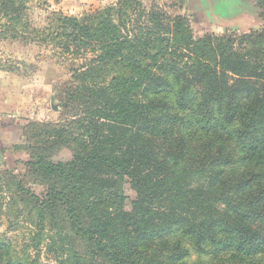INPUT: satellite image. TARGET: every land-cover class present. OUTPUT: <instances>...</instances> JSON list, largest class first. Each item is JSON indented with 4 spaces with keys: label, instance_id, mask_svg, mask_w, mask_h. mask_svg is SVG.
I'll list each match as a JSON object with an SVG mask.
<instances>
[{
    "label": "trees",
    "instance_id": "obj_1",
    "mask_svg": "<svg viewBox=\"0 0 264 264\" xmlns=\"http://www.w3.org/2000/svg\"><path fill=\"white\" fill-rule=\"evenodd\" d=\"M7 2L0 0V10ZM51 15L60 54L92 55L70 68L79 84L70 85L67 102L84 107L69 123L80 132L72 159L24 163L46 186L43 199L35 198L40 217L45 210L53 219L62 213L103 264H184L189 255L184 242L199 251L216 247L210 264H264L259 262L264 255V136L257 140L264 133V66L227 47L216 54L200 47L182 16L153 7L143 27L105 15L95 27L59 12ZM25 29L30 30L27 23ZM204 55L216 67L214 75L207 74L212 64ZM112 67L125 73L109 77ZM231 78L238 98L228 99L224 89L214 92L212 85ZM234 100L241 104L233 105ZM190 110L192 116L183 115ZM217 112L224 114L220 120ZM236 118L242 121L238 139H252L254 167L263 171L238 172L226 126ZM190 162L210 168L209 177L195 181ZM88 165L113 172L120 187L97 193L79 185Z\"/></svg>",
    "mask_w": 264,
    "mask_h": 264
},
{
    "label": "rangeland",
    "instance_id": "obj_2",
    "mask_svg": "<svg viewBox=\"0 0 264 264\" xmlns=\"http://www.w3.org/2000/svg\"><path fill=\"white\" fill-rule=\"evenodd\" d=\"M7 1L8 8L0 10V69L9 72L14 82L21 83V99L24 109L29 111L24 128L27 162L42 158L44 162L53 164L66 163L78 149L74 139H79L80 132L74 131L69 123L72 116L82 114L84 107L68 104L66 93L73 90L72 83L75 86L79 84L72 80L70 68L74 63L77 66L88 61L92 54L82 57L81 54H60L61 47L53 34L56 29L51 15L53 11L75 17L91 27H95L97 19L100 16L103 19L104 15L110 16L114 22L120 19L128 27H143L147 13L153 7L171 17L182 16L200 47H211L215 54L227 47L239 58H255L264 66V36L258 37L264 28V0H102L92 6L81 4L73 7V14L60 9L50 10L41 0ZM26 23L30 29L28 32ZM9 27L14 30H9ZM21 36L30 39L21 41ZM188 55L195 57L196 53ZM209 57L204 55L203 60L212 64ZM206 69L208 75L216 72L214 64ZM108 71L109 77L125 73L121 67H112ZM237 87L232 78L228 84L218 82L212 85L216 93L224 89L228 99L238 98ZM172 97L168 99L173 101ZM235 104L241 103L234 100ZM183 115L192 116V111H185ZM220 116L224 114L217 112L216 118L220 120ZM241 123L236 118L226 125L230 131V153L240 162L238 172L250 169L263 171L254 167L255 160L249 148L253 144L252 139H238ZM258 135L257 140H260L264 133ZM261 144L264 146V139ZM244 158L246 160L243 161ZM194 165L190 162L188 169L190 174L197 175L195 181L200 183L209 177L210 168L201 170ZM83 177L79 185L90 186L97 193L102 188L116 191L120 187L115 174L103 166H86ZM57 179L53 176L54 181ZM42 183L29 166H21L20 162L16 167L8 168L0 159V264H103L100 257L91 254L87 240L75 235L62 213L53 219L45 210L40 217V205L36 199H43L46 186ZM21 186L24 191H21ZM126 194L130 199L134 197L127 187ZM184 245L189 250L184 264L213 262L216 247L207 246L199 251L189 242H184ZM148 254L154 255L151 251ZM259 262L264 263V255Z\"/></svg>",
    "mask_w": 264,
    "mask_h": 264
},
{
    "label": "crops",
    "instance_id": "obj_3",
    "mask_svg": "<svg viewBox=\"0 0 264 264\" xmlns=\"http://www.w3.org/2000/svg\"><path fill=\"white\" fill-rule=\"evenodd\" d=\"M102 0H41L47 8L73 14V7L98 4ZM56 12V11H53ZM21 83L14 82L9 72L0 69V159L5 167L21 166L27 160L26 144L22 137L28 113L21 99ZM21 159V160H20Z\"/></svg>",
    "mask_w": 264,
    "mask_h": 264
}]
</instances>
